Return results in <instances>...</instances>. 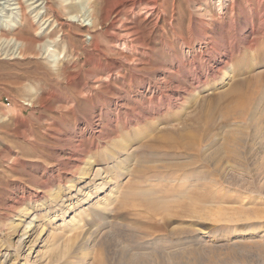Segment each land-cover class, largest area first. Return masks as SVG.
I'll return each instance as SVG.
<instances>
[{
    "label": "rangeland",
    "instance_id": "rangeland-1",
    "mask_svg": "<svg viewBox=\"0 0 264 264\" xmlns=\"http://www.w3.org/2000/svg\"><path fill=\"white\" fill-rule=\"evenodd\" d=\"M21 4L0 264H264V0Z\"/></svg>",
    "mask_w": 264,
    "mask_h": 264
},
{
    "label": "bare ground",
    "instance_id": "bare-ground-1",
    "mask_svg": "<svg viewBox=\"0 0 264 264\" xmlns=\"http://www.w3.org/2000/svg\"><path fill=\"white\" fill-rule=\"evenodd\" d=\"M16 1V4H17V6L18 7H16V8H19V10H18V13L19 14H23V12H24V7L22 6V4H21V0H15ZM43 8V7H42ZM40 9V8H39ZM20 18V17H19ZM24 18V17H23ZM3 32V31H2ZM2 37V33H0V38ZM9 40V42L10 43H13L14 44V46L16 47V49H18L19 50V53L21 54V53H23V51H24V46H25V42H26V39L25 38H23V37H15V38H12V39H8ZM13 51V50H12ZM238 87V86H237ZM240 88V87H239ZM239 90V89H238ZM244 93V92H243ZM188 134V133H187ZM194 135V134H193ZM186 136H188V135H186ZM191 136V135H190ZM190 136H189V138H190ZM161 138V137H160ZM163 138V137H162ZM188 138V137H187ZM186 138V139H187ZM188 138V139H189ZM192 138V137H191ZM193 140H195V136H194V138H193ZM192 142V141H191ZM195 142H197V141H195ZM195 142H193V143H195ZM185 144H186V142H184ZM193 143H191V144H193ZM187 145H189L188 143H187ZM195 145H196V143H195ZM175 146V145H174ZM183 146V145H182ZM185 146V145H184ZM190 148V147H189ZM179 149V148H178ZM184 149H185V147H184ZM183 151V150H182Z\"/></svg>",
    "mask_w": 264,
    "mask_h": 264
},
{
    "label": "built area",
    "instance_id": "built-area-1",
    "mask_svg": "<svg viewBox=\"0 0 264 264\" xmlns=\"http://www.w3.org/2000/svg\"><path fill=\"white\" fill-rule=\"evenodd\" d=\"M5 101L7 105H11V101L9 100V98H6Z\"/></svg>",
    "mask_w": 264,
    "mask_h": 264
}]
</instances>
